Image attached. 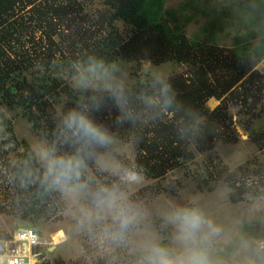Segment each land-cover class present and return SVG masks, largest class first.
<instances>
[{"label":"trees","instance_id":"1","mask_svg":"<svg viewBox=\"0 0 264 264\" xmlns=\"http://www.w3.org/2000/svg\"><path fill=\"white\" fill-rule=\"evenodd\" d=\"M162 3L163 0H107L108 9L92 19L78 0H0V103L19 110L43 140L51 141L57 116L50 110L66 88L65 78L74 74L75 61L89 56L108 62L173 61L191 67L168 79L177 101L171 108L161 110L158 87L155 80L148 79L127 89L130 108L136 114L134 121L116 125V112L111 107L96 117L119 139L135 142L134 160L121 164L142 169L144 178L158 179L193 161L191 142L204 152L212 149L216 140H236L230 128L228 104L239 105V112L251 113L248 115L253 119L252 108L264 89V73L255 69L264 59V0L224 1V13L230 20L243 23L244 28L236 26L235 42L230 48L214 43L216 32L201 42L198 38L188 39L173 12L167 14L172 26L160 22ZM192 4L189 6L193 9ZM214 8L211 13L217 12L218 6ZM209 17L221 32L226 19ZM117 20L126 26L124 33L114 27ZM218 33V37L222 36ZM257 36L260 42L252 44ZM78 96L73 90L67 93L61 111L73 106ZM211 98L219 101L212 110L205 106ZM6 122L1 123L0 167L11 173L9 187L12 194L20 197L23 210L16 208L17 215L35 225L53 213L58 194L44 193L38 184L22 186L21 172L32 150L26 147L17 165H10L8 155L26 143L18 142ZM246 129L256 144L264 143V129L254 131L250 125ZM203 168L206 170L205 164ZM255 174L263 186L260 194H264V168ZM235 183L236 180L230 186ZM237 189L236 199L250 191L243 185ZM8 205L13 207V203ZM0 210L10 213L7 204H0Z\"/></svg>","mask_w":264,"mask_h":264},{"label":"clouds","instance_id":"2","mask_svg":"<svg viewBox=\"0 0 264 264\" xmlns=\"http://www.w3.org/2000/svg\"><path fill=\"white\" fill-rule=\"evenodd\" d=\"M73 68L70 86L79 96L54 119L53 139L34 144L21 172L22 186L38 184L44 193L58 194L75 231L129 251L131 264H264V235L243 230L245 221L264 224V194L253 198L244 218L223 219L198 201L149 203L134 198L144 182L143 170L113 158L116 137L96 118L111 107L116 125L136 119L126 73L120 63L95 56L75 61ZM155 85L159 107L166 111L177 102L175 92L164 76ZM93 168L115 179L100 182ZM156 220L168 232L166 240ZM226 249L232 250L227 257ZM0 264L19 261L4 252Z\"/></svg>","mask_w":264,"mask_h":264},{"label":"rangeland","instance_id":"3","mask_svg":"<svg viewBox=\"0 0 264 264\" xmlns=\"http://www.w3.org/2000/svg\"><path fill=\"white\" fill-rule=\"evenodd\" d=\"M106 1L78 0L84 7V12L92 19L108 9ZM224 1L163 0L159 10V20L160 22L166 21L169 26H172L174 23L170 19L171 16L167 14L173 12L175 14L174 18L178 21V25L182 26L188 39L198 38V42H201L211 32H216V36L213 38L214 43L219 47L230 48L235 42V28H238L236 26L242 27L241 30L244 28L243 23L236 22L234 19L230 20V16L228 17V14L224 13ZM191 2L195 5L193 9L189 6ZM206 2H208V5ZM215 6H218L217 12L211 13V9ZM198 8L203 9V11L196 10ZM209 15L214 16V18L226 19V24L222 26L221 32L218 25H213L210 22ZM261 23L264 24V20ZM114 27L119 32L124 33L126 31V26L121 20L115 21ZM217 33L222 34V36L218 37ZM259 42L260 38L257 36L252 44H258ZM115 61L121 64L126 73L125 84L127 89L148 79L156 80L158 76L169 79L186 73L191 67L189 64H179L173 61L159 64L153 62L149 64L146 62L147 60L126 61L116 59ZM255 69L260 73H264V59L255 66ZM70 78H65L66 88L60 92L59 97L52 104L50 112H55L56 116L61 111L67 93L73 90L70 86ZM27 79L30 80V76H27ZM211 99L205 104L210 110L219 104L218 100ZM252 109L255 117L250 119L248 114L251 113L243 114V112H239V105L228 104L227 113L231 117L230 128L234 130L233 134L236 136V140H216L212 149L204 152L198 151L195 142H191L189 149L194 156L193 161L168 172L162 178H144V182L139 190L135 192L134 198L139 197L149 203L153 201L174 203L198 201L208 211L215 213L221 219L228 216L244 218L253 203V198L262 195L260 191L263 190V186L257 182L258 178L255 173L258 169L264 168V143L262 145L256 144L250 138V132L246 127L250 125L254 131L264 129V89L258 103ZM4 121L10 123L18 142L26 143V146H19L16 151L8 155L10 165L16 166L21 160V154L25 148L29 147L32 150L34 144L43 139L21 116L19 110L9 109L0 103V131L1 123ZM113 135L115 136V134ZM116 140L117 143L112 149L113 158L119 163L125 160L133 161L136 156L133 139L125 142L116 137ZM203 163L206 165V170L203 168ZM92 172L94 178L100 182H111L115 179L107 172H100L95 168L92 169ZM10 178L11 173L0 167V204H7V209L10 211L7 214L0 210V240L9 238L19 228L32 227L39 235L41 242L37 249L39 264L42 261H49L50 263L63 261L65 264H131L133 257L129 251L100 242L86 232L75 231V222L67 212L59 195L55 203L56 208L48 217L40 219L35 225L28 222V220L21 219L15 210L16 208L23 210L21 200L16 193L13 192L12 194V189L9 187ZM234 180H236L235 186L231 187L230 184ZM238 185H243L244 189L247 187L250 191L236 199L235 196L239 192ZM10 203H13V207L8 205ZM155 224L162 239L166 240L168 232L160 229L158 220L155 221ZM30 225L32 226L30 227ZM243 230L252 235H264V224L245 221ZM231 251V249H226L224 255L229 256Z\"/></svg>","mask_w":264,"mask_h":264},{"label":"built area","instance_id":"4","mask_svg":"<svg viewBox=\"0 0 264 264\" xmlns=\"http://www.w3.org/2000/svg\"><path fill=\"white\" fill-rule=\"evenodd\" d=\"M40 244V237L32 228H19L9 238L0 240V253L15 256L19 264H39Z\"/></svg>","mask_w":264,"mask_h":264},{"label":"bare ground","instance_id":"5","mask_svg":"<svg viewBox=\"0 0 264 264\" xmlns=\"http://www.w3.org/2000/svg\"><path fill=\"white\" fill-rule=\"evenodd\" d=\"M212 100V99H211Z\"/></svg>","mask_w":264,"mask_h":264}]
</instances>
